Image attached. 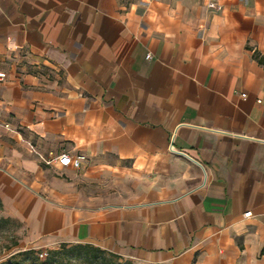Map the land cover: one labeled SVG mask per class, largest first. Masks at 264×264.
<instances>
[{
	"label": "crops",
	"instance_id": "crops-1",
	"mask_svg": "<svg viewBox=\"0 0 264 264\" xmlns=\"http://www.w3.org/2000/svg\"><path fill=\"white\" fill-rule=\"evenodd\" d=\"M258 57L264 0H0L2 215L31 248L264 264Z\"/></svg>",
	"mask_w": 264,
	"mask_h": 264
},
{
	"label": "trees",
	"instance_id": "trees-1",
	"mask_svg": "<svg viewBox=\"0 0 264 264\" xmlns=\"http://www.w3.org/2000/svg\"><path fill=\"white\" fill-rule=\"evenodd\" d=\"M260 63L264 59L258 57ZM2 202L0 200V212ZM11 217L0 215V221H10ZM18 244L16 238H12V243L6 246L9 249ZM40 250L28 248L13 253L10 259L0 264H133L130 260H122L119 255L103 250L98 246L89 243H60L57 248L46 252L45 258H39Z\"/></svg>",
	"mask_w": 264,
	"mask_h": 264
},
{
	"label": "rangeland",
	"instance_id": "rangeland-1",
	"mask_svg": "<svg viewBox=\"0 0 264 264\" xmlns=\"http://www.w3.org/2000/svg\"><path fill=\"white\" fill-rule=\"evenodd\" d=\"M0 215L2 213L0 212ZM18 240V244L9 249L6 246L12 243V238ZM74 244V243H73ZM30 237L26 232V229L22 222L16 218H11L10 221H0V263L10 259L11 255L19 250H25L30 247ZM60 244L54 245L52 247L35 248L44 253L45 258L46 252L50 249L57 248ZM122 260H125L122 258ZM131 261V260H130ZM132 262V261H131Z\"/></svg>",
	"mask_w": 264,
	"mask_h": 264
},
{
	"label": "built area",
	"instance_id": "built-area-1",
	"mask_svg": "<svg viewBox=\"0 0 264 264\" xmlns=\"http://www.w3.org/2000/svg\"><path fill=\"white\" fill-rule=\"evenodd\" d=\"M208 5L213 6V3H209ZM147 56L149 57L150 54H148ZM4 77H5L4 74L0 73V80L3 79ZM245 95H246L245 93L241 94L242 97H245ZM84 158L85 156L82 154L72 156L68 153H62L56 156L55 160L61 167L72 166L74 168H79ZM250 214H251V211H247L244 213V216H249ZM38 256L39 258H42L44 256V253L40 252Z\"/></svg>",
	"mask_w": 264,
	"mask_h": 264
}]
</instances>
